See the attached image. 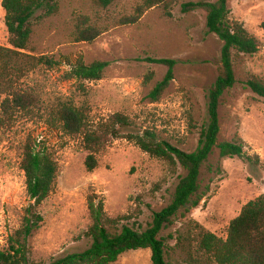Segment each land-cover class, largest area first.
<instances>
[{
	"label": "rangeland",
	"instance_id": "374dc122",
	"mask_svg": "<svg viewBox=\"0 0 264 264\" xmlns=\"http://www.w3.org/2000/svg\"><path fill=\"white\" fill-rule=\"evenodd\" d=\"M2 1L0 46L10 47ZM56 1V15L42 18L41 11L36 15L31 47L32 55L50 56L60 65L54 69L40 65L23 79L18 88L34 92L37 105L0 122V250L34 204L21 168L28 137L47 148L59 166L55 188L39 208L43 223L30 240L31 264H50L91 246L88 197L93 194L105 201L106 212L118 220L119 230L129 226L144 232L150 227L154 215L172 202L185 172L179 165L145 153L131 136L151 131L158 140L186 153L195 151L207 123L209 90L219 74L223 47L219 37L209 33L205 11H182L183 3L218 0H172L170 17L164 7L156 6L130 25L124 20L134 16L146 0H116L108 9L92 0ZM229 8L231 17L259 42L257 54L235 61L237 83L225 93L220 108V141L239 135L246 144L245 155L220 159L216 151L211 163L220 172L202 171L207 196L160 234L178 254L180 234L197 236L204 230L226 239L242 208L264 194V99L247 85L252 75L264 79V0H230ZM79 17H88L108 31L94 42L75 43ZM160 59L177 61L175 80L160 102L152 104L146 97L168 71L150 61ZM78 60L87 65L105 61L109 66L102 80L79 83L66 78ZM148 76L151 80L146 83ZM64 103L86 109L93 128L115 114L132 122L121 130L122 138L112 140L96 156L98 166L92 172L85 165L88 152L83 136L65 133L55 115ZM171 256L176 262L177 255ZM115 264H153L151 251L128 252Z\"/></svg>",
	"mask_w": 264,
	"mask_h": 264
},
{
	"label": "trees",
	"instance_id": "16d2710c",
	"mask_svg": "<svg viewBox=\"0 0 264 264\" xmlns=\"http://www.w3.org/2000/svg\"><path fill=\"white\" fill-rule=\"evenodd\" d=\"M95 4L108 9L116 0H92ZM230 0L216 2L200 1L182 4V11L190 13L203 10L207 14L209 33L215 34L223 43L219 74L211 86L207 104V123L203 126L198 147L186 153L168 142L160 141L151 131L143 135L131 136L142 151L153 157L179 165L185 172L176 187L172 202L156 213L150 227L139 232L129 226L118 229V220L108 216L105 201L98 195L88 197V209L92 224L88 236L91 246L81 253H73L50 264H115L128 252L150 250L153 264H264V194L246 204L238 217L230 224L226 239L201 230L197 236L191 232L180 234L177 244L180 253L167 246L160 237L164 229L174 223L179 216H185L192 208L198 207L207 196L202 189V171L209 174L219 173V166L211 163L216 151L220 159L242 158L246 144L239 135L232 141H220V108L225 93L237 83L235 61L243 56H254L259 51V42L243 23L231 17ZM172 0H146L134 16L126 18L123 24L130 25L140 21L146 10L156 6L168 9ZM5 25L9 33V46H0V98L3 97L1 110L3 124L19 112L29 111L37 105L38 98L32 91L21 90V82L38 66L54 69L59 62L47 55H32V40L35 33L36 15L50 18L59 12L56 0H3ZM264 30V22L261 24ZM75 43H91L107 32L91 23L88 17H79L75 26ZM168 67L164 79L158 82L147 95L150 103H158L175 80L177 61L169 59L150 60ZM109 64L95 61L85 64L78 60L66 74L69 80L79 83L100 81ZM151 76L147 77V81ZM248 87L264 99V79L252 75ZM63 130L70 136H83V144L88 152L85 161L92 172L98 166L96 156L114 139L122 138L121 130L132 125L130 119L115 114L97 127H90L87 110L72 104H62L55 113ZM3 121V122H2ZM130 137V136H129ZM21 168L25 173L26 189L34 201L24 215L22 225L9 236L7 246L0 250V264H31L30 240L43 223L39 208L50 197L57 183L59 166L47 148L37 139L28 137L23 146ZM177 255L175 258L171 256Z\"/></svg>",
	"mask_w": 264,
	"mask_h": 264
}]
</instances>
